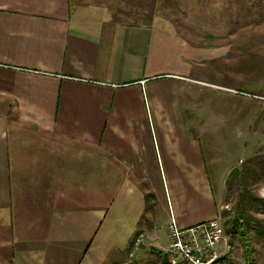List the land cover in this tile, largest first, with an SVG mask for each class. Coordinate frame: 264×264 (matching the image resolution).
<instances>
[{
	"label": "crops",
	"instance_id": "1",
	"mask_svg": "<svg viewBox=\"0 0 264 264\" xmlns=\"http://www.w3.org/2000/svg\"><path fill=\"white\" fill-rule=\"evenodd\" d=\"M73 1L0 0V264H123L135 242L171 264V219H218L205 108L188 78H137L157 26Z\"/></svg>",
	"mask_w": 264,
	"mask_h": 264
},
{
	"label": "rangeland",
	"instance_id": "2",
	"mask_svg": "<svg viewBox=\"0 0 264 264\" xmlns=\"http://www.w3.org/2000/svg\"><path fill=\"white\" fill-rule=\"evenodd\" d=\"M90 1L113 12L106 15L111 21L130 23L137 11V26L158 27L151 34L156 43L144 44L143 56L137 59L138 79L172 74L190 80L175 82L182 86L184 107L205 108V116L197 119L207 125L208 182L219 202L217 220L224 231L217 247L226 260L219 264H244L238 239H230L224 221L234 218L246 193V197L264 198V0ZM214 123L216 128L208 130ZM234 164L243 175L240 185L237 182L228 192L227 178L234 168L226 171ZM255 217L263 219L261 214ZM251 236L253 258L256 264H264L262 244ZM131 251L123 264H163L149 246L141 253L135 242ZM108 263L113 264L112 255Z\"/></svg>",
	"mask_w": 264,
	"mask_h": 264
},
{
	"label": "built area",
	"instance_id": "3",
	"mask_svg": "<svg viewBox=\"0 0 264 264\" xmlns=\"http://www.w3.org/2000/svg\"><path fill=\"white\" fill-rule=\"evenodd\" d=\"M217 219L185 230L171 219L167 228L171 264H219L216 248L224 238Z\"/></svg>",
	"mask_w": 264,
	"mask_h": 264
},
{
	"label": "trees",
	"instance_id": "4",
	"mask_svg": "<svg viewBox=\"0 0 264 264\" xmlns=\"http://www.w3.org/2000/svg\"><path fill=\"white\" fill-rule=\"evenodd\" d=\"M243 172L238 169H234L227 178L226 189L228 192L231 191V187L237 182L239 183V177H242ZM245 194V192L243 193ZM248 194V193H246ZM246 194L242 196V199L237 205L234 218H229L224 221V227L230 239H238V242L243 250L244 264H256L253 255L255 253L252 248V236L258 239L262 248L264 249V198H256L247 196ZM255 207H260L255 209ZM255 214L263 215V219L260 221L255 217ZM225 215H228L225 214ZM226 258L221 257L218 262L221 263ZM163 264H168L167 260L164 258ZM229 264V263H228Z\"/></svg>",
	"mask_w": 264,
	"mask_h": 264
}]
</instances>
